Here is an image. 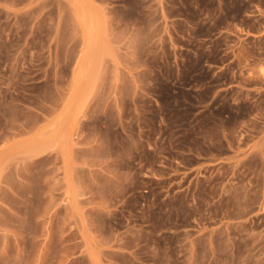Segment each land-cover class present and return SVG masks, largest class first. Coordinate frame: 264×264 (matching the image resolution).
<instances>
[{
	"label": "rangeland",
	"instance_id": "1",
	"mask_svg": "<svg viewBox=\"0 0 264 264\" xmlns=\"http://www.w3.org/2000/svg\"><path fill=\"white\" fill-rule=\"evenodd\" d=\"M0 264H264V0H0Z\"/></svg>",
	"mask_w": 264,
	"mask_h": 264
},
{
	"label": "bare ground",
	"instance_id": "2",
	"mask_svg": "<svg viewBox=\"0 0 264 264\" xmlns=\"http://www.w3.org/2000/svg\"><path fill=\"white\" fill-rule=\"evenodd\" d=\"M99 57H100V55H99ZM98 60H99V58H97ZM94 74V73H93ZM92 78H93V76H92ZM94 79V78H93Z\"/></svg>",
	"mask_w": 264,
	"mask_h": 264
}]
</instances>
